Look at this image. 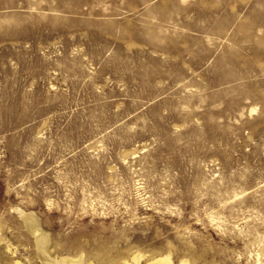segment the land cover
Instances as JSON below:
<instances>
[{
  "label": "rangeland",
  "instance_id": "374dc122",
  "mask_svg": "<svg viewBox=\"0 0 264 264\" xmlns=\"http://www.w3.org/2000/svg\"><path fill=\"white\" fill-rule=\"evenodd\" d=\"M136 254L264 264V0H0V264Z\"/></svg>",
  "mask_w": 264,
  "mask_h": 264
},
{
  "label": "bare ground",
  "instance_id": "6f19581e",
  "mask_svg": "<svg viewBox=\"0 0 264 264\" xmlns=\"http://www.w3.org/2000/svg\"><path fill=\"white\" fill-rule=\"evenodd\" d=\"M24 221H25L27 228L32 230V232L34 233L35 238L38 244L40 245L39 247L42 250H44V247L46 246V237L44 234L40 233L37 220L34 217L29 215L27 217H24ZM142 259H143L142 255L136 254L132 257L131 261H132V264H141ZM259 260H260L259 258L256 259L257 262H259ZM15 264H21V263L17 261L15 262ZM146 264H173V263L170 261V258L168 256H164V257L155 258L147 262ZM179 264H189V263L187 261H181Z\"/></svg>",
  "mask_w": 264,
  "mask_h": 264
}]
</instances>
